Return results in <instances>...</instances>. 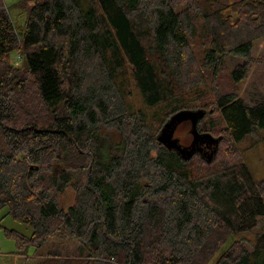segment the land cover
<instances>
[{
	"label": "trees",
	"instance_id": "1",
	"mask_svg": "<svg viewBox=\"0 0 264 264\" xmlns=\"http://www.w3.org/2000/svg\"><path fill=\"white\" fill-rule=\"evenodd\" d=\"M28 3L17 32L0 0V211L29 230L3 227L16 254L70 238L72 251L52 247L35 264H209L257 225L264 178L254 180L237 146L264 130V101L249 106L236 94L248 63L228 73L227 90L220 76L226 54L251 60L264 0L15 6ZM126 77L163 116L148 121L128 105L118 85ZM200 109L194 130L217 145L183 155L158 139L173 115ZM207 112L220 129L202 121ZM246 243L233 240L214 264H264V231Z\"/></svg>",
	"mask_w": 264,
	"mask_h": 264
},
{
	"label": "rangeland",
	"instance_id": "2",
	"mask_svg": "<svg viewBox=\"0 0 264 264\" xmlns=\"http://www.w3.org/2000/svg\"><path fill=\"white\" fill-rule=\"evenodd\" d=\"M4 4L9 12L12 23L17 30V32H22L24 29V24L28 14V6L30 3L23 7H16L15 4L24 1V0H3ZM21 38L22 35L19 34ZM15 53L12 54L11 60L14 64H18V60L15 59ZM222 60V70L220 76V84L221 86L227 90L231 88V83L228 79V73L239 63H248V72L246 74L245 79L237 84L235 87L236 94L241 97L244 102L252 106L259 101H264V37L256 40L253 44V48L251 51V60L247 61V59L242 57H234L232 55L226 54ZM118 85L123 87V90L126 92V100L128 105H130L133 110H142L146 116L148 121L153 120V118L161 117L164 115L165 110L163 105H159L156 107H147L142 100V97L137 89V87L133 84L130 78H124V80H119ZM209 112V111H208ZM207 112L206 117L202 121H208L207 119L213 118L214 121L219 125L218 128L222 126L220 123L217 113L209 115ZM208 116V117H207ZM189 128V122L184 123L178 130L176 135L184 142V144H188L189 141L186 140L187 133ZM99 130L101 134L110 135L113 141L118 142L119 135L103 125H99ZM259 140V141H258ZM254 141H258L255 145L250 147L249 145ZM239 151L241 152V156L246 162L254 180L258 181L264 178V130H259L257 134L251 136L246 139L244 142L240 143L238 146ZM74 191L71 186L67 187L65 194L61 198V206L64 209H68V207L73 203ZM6 209H2L0 211V264H13L17 262H21L22 264H35L37 261V255L41 252H45L46 250L57 247L61 251L64 249H68L72 251L73 248L77 245V242L73 239H61V238H52L48 241L44 247L39 250H36L30 247L27 250L28 258L25 256H21L16 254V248L14 240L8 238L4 234L3 227L8 229H15L21 231L23 233H29L28 227H26L23 223H20L14 219H12L9 215H5ZM264 231V216L258 218L257 225L248 232L235 234L229 237L223 247L220 249L219 253L213 258V260L209 264H214L216 258L219 254L224 251L230 243L238 238L244 239L247 241V248H251V244L254 242V235Z\"/></svg>",
	"mask_w": 264,
	"mask_h": 264
},
{
	"label": "water",
	"instance_id": "3",
	"mask_svg": "<svg viewBox=\"0 0 264 264\" xmlns=\"http://www.w3.org/2000/svg\"><path fill=\"white\" fill-rule=\"evenodd\" d=\"M205 115V110H195V111H181L173 115V117L165 124L163 129L161 130L158 139H160L166 146L169 148L172 147L183 155H190L192 152L200 151L196 150L195 146L199 144L200 137L204 138V141L208 144L218 143V139H212L208 134H201L197 135L196 131L194 130V126L198 120L203 118ZM171 121V123H169ZM189 121L191 122V133L193 134L194 138L189 147L182 146L179 142V139H173L172 135L176 128V126L181 122ZM203 141V142H204ZM201 152V151H200Z\"/></svg>",
	"mask_w": 264,
	"mask_h": 264
},
{
	"label": "flooded vegetation",
	"instance_id": "4",
	"mask_svg": "<svg viewBox=\"0 0 264 264\" xmlns=\"http://www.w3.org/2000/svg\"><path fill=\"white\" fill-rule=\"evenodd\" d=\"M189 121H183V122H181V123H179L177 126H176V128H175V130H174V132H173V135H172V137H173V139H179V137L176 135V133H177V130L181 127V126H183V124L184 123H188ZM190 125H191V122H189V128H188V132H187V130H186V133H187V137H186V140H188L189 141V143L188 144H184V142L183 141H181V139H179V142H180V144L182 145V146H186V147H189L190 145H191V143H192V141H193V138H194V136H193V134L191 133V127H190ZM204 141V138L203 137H200V140L198 141V142H200L199 144H197L196 146H195V149L196 150H200V151H208L209 149H210V144H208L207 142H203Z\"/></svg>",
	"mask_w": 264,
	"mask_h": 264
}]
</instances>
